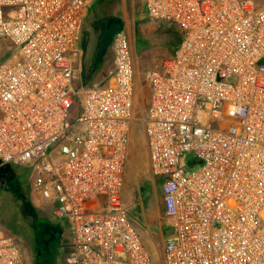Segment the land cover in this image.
Returning <instances> with one entry per match:
<instances>
[{
  "label": "built area",
  "instance_id": "2783aa9c",
  "mask_svg": "<svg viewBox=\"0 0 264 264\" xmlns=\"http://www.w3.org/2000/svg\"><path fill=\"white\" fill-rule=\"evenodd\" d=\"M94 1L0 0V166L31 165L35 192L68 221L67 264H151L121 202L136 121L129 35L114 33L104 84H84L68 56ZM145 7L182 33L148 73L141 119L173 229L163 264H264V0ZM185 151L198 168L181 166ZM0 264H23L2 232Z\"/></svg>",
  "mask_w": 264,
  "mask_h": 264
},
{
  "label": "rangeland",
  "instance_id": "374dc122",
  "mask_svg": "<svg viewBox=\"0 0 264 264\" xmlns=\"http://www.w3.org/2000/svg\"><path fill=\"white\" fill-rule=\"evenodd\" d=\"M262 0H255L259 7ZM124 30L130 38L135 66L136 121L131 125V145L125 164L121 202L151 256V264H163L161 239L173 235L171 223L158 213L163 212V180H154L149 171L146 134L141 122L150 98L148 73L160 69L177 49L176 27L154 22L148 17L145 0H97L82 27L78 48L69 53L75 68L81 64L82 81L86 85L104 84L113 64L112 36ZM51 156L58 154L51 152ZM195 160L191 151L181 157V166ZM31 165L0 166V232L12 235L23 254V264H67L70 249L68 221L57 220L54 205L34 190ZM157 244H159L157 250ZM48 257V258H47ZM48 259V261H47Z\"/></svg>",
  "mask_w": 264,
  "mask_h": 264
},
{
  "label": "crops",
  "instance_id": "0c3cea01",
  "mask_svg": "<svg viewBox=\"0 0 264 264\" xmlns=\"http://www.w3.org/2000/svg\"><path fill=\"white\" fill-rule=\"evenodd\" d=\"M96 1H97V0H96ZM96 1H94V2L92 3V5L90 6V8H89V10H88V12H87V14H86V17H87L89 11L91 10V8L93 7V5L95 4ZM86 17H85V19H86ZM153 21H154V22H158V21H155V20H153ZM84 22H85V20H84ZM159 23H163V22H159ZM78 46H81L80 42L78 43ZM78 46H77V50L80 51V57H81V55H82V51H81L80 48H82V46H81L80 48H78ZM163 219H164V220L167 219V221L170 222L169 219H168V217H167L166 214H165V209H164V211H163L162 213H161V212L158 213V220H157V222H158V224L160 225V228L163 226V223H164V222H163ZM165 242H166V241H164L163 238H162V239H161V246H160V252H161L162 254H163V250H164ZM156 246H157V250L159 251V248H158L159 244H157Z\"/></svg>",
  "mask_w": 264,
  "mask_h": 264
},
{
  "label": "trees",
  "instance_id": "16d2710c",
  "mask_svg": "<svg viewBox=\"0 0 264 264\" xmlns=\"http://www.w3.org/2000/svg\"><path fill=\"white\" fill-rule=\"evenodd\" d=\"M177 29V28H176ZM178 30V29H177ZM178 33H179V42H178V46H179V44H180V42H181V39H182V33L178 30ZM114 35V34H113ZM112 38H113V36H112Z\"/></svg>",
  "mask_w": 264,
  "mask_h": 264
},
{
  "label": "flooded vegetation",
  "instance_id": "af4514ba",
  "mask_svg": "<svg viewBox=\"0 0 264 264\" xmlns=\"http://www.w3.org/2000/svg\"><path fill=\"white\" fill-rule=\"evenodd\" d=\"M48 258V257H47ZM47 261H48V259H47ZM49 262V261H48ZM48 262H47V264H48Z\"/></svg>",
  "mask_w": 264,
  "mask_h": 264
}]
</instances>
